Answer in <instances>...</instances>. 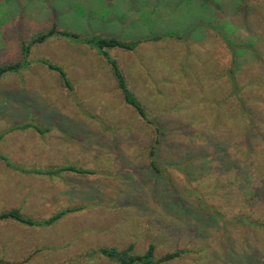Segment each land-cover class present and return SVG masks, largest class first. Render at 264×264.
Here are the masks:
<instances>
[{"label": "rangeland", "instance_id": "obj_1", "mask_svg": "<svg viewBox=\"0 0 264 264\" xmlns=\"http://www.w3.org/2000/svg\"><path fill=\"white\" fill-rule=\"evenodd\" d=\"M52 26L163 35L109 50L162 135L124 103L94 49L56 36L32 46L33 62L0 80V154L27 170L93 173L0 161V212L82 207L48 227L1 222L0 261L117 264L89 254L153 244L156 259L182 252L163 264H264V0H0V66ZM38 59L63 67L72 90ZM25 123L47 131L14 129Z\"/></svg>", "mask_w": 264, "mask_h": 264}, {"label": "trees", "instance_id": "obj_2", "mask_svg": "<svg viewBox=\"0 0 264 264\" xmlns=\"http://www.w3.org/2000/svg\"><path fill=\"white\" fill-rule=\"evenodd\" d=\"M174 33H168L166 37H173ZM65 37L67 39H70L72 41H75L76 43L84 44L96 51V53L105 60V62L109 65L112 75L115 79L117 88L122 96V99L124 103L129 106L135 114L142 119L143 121L151 124L154 126V131L158 136L162 135V132L160 131L159 127L156 125L155 122L150 120L149 116L146 113V109L143 107V105L139 102L137 97L133 94V92L128 87L127 81L121 71V69L118 66V63L114 57H112L109 53V50L111 49H120L124 51H134L140 44L146 43V42H156L160 41L164 38L163 35H157L154 34L150 37H145L142 39H133V40H122L116 37H103L101 35H95V34H87V35H80L76 32L72 31H65V30H58L56 26H52L48 31L44 33H39L36 36H34L30 41L27 43L22 42L20 49H21V59L18 62L15 63H9L4 64L0 66V80L6 75V74H12V73H18L20 70L26 68L31 62L29 58L30 49L32 46L36 44H41L48 40L51 37ZM35 62L43 65L48 70L55 72L63 87L67 90H72V84L69 81L63 67L56 65L48 60L45 59H38ZM32 128L39 134H43L47 131L39 128L38 126L34 124L25 123L21 126L14 127L16 128ZM13 130V129H12ZM160 141V138L157 137L155 140V144H158ZM154 146L149 151V158H150V167L158 172V169L155 165L156 160V154L154 150ZM0 160L4 163V165L7 168L20 171V172H28V173H35L39 175H58L61 172L64 171H70L75 172L78 174H91L92 171L89 170H83L78 169L73 166H65L59 169H40V170H27L23 167H20L18 165H15L10 161L9 158L3 156L0 154ZM82 207H71V208H65L62 209L50 217L46 219H32L29 217L24 216L19 209H10L6 211L0 212V223L6 222V221H13L18 224L27 226V227H48L51 226L58 221H60L62 218H64L66 215L75 213L79 210H81ZM133 245H129L127 248L119 250L116 247H102L99 248L96 251L91 252L89 256L91 255H100L101 257H104L105 259L115 262L117 264H163L165 262L171 261L173 259H176L180 257L182 254L181 251H175L173 253H168L162 256L159 259H156L154 256V250L155 247L153 244H150L147 248V250L141 254V255H134L132 254ZM0 264H17L14 262H8V261H0Z\"/></svg>", "mask_w": 264, "mask_h": 264}, {"label": "crops", "instance_id": "obj_3", "mask_svg": "<svg viewBox=\"0 0 264 264\" xmlns=\"http://www.w3.org/2000/svg\"><path fill=\"white\" fill-rule=\"evenodd\" d=\"M1 161V160H0ZM2 162V161H1ZM3 163V162H2ZM4 164V163H3ZM6 167V166H5ZM7 168V167H6Z\"/></svg>", "mask_w": 264, "mask_h": 264}]
</instances>
